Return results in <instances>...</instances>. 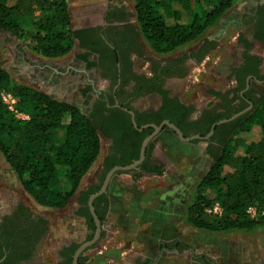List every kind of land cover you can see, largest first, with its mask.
I'll use <instances>...</instances> for the list:
<instances>
[{
	"label": "trees",
	"instance_id": "obj_1",
	"mask_svg": "<svg viewBox=\"0 0 264 264\" xmlns=\"http://www.w3.org/2000/svg\"><path fill=\"white\" fill-rule=\"evenodd\" d=\"M212 1L214 0H134L139 35L153 51L172 52L184 43L199 38L207 27L214 26L234 0H215V4L210 5ZM175 4L186 9L196 8L191 19H183L181 11L174 9ZM209 5L212 7L211 10L204 8ZM168 17L172 18L173 23H167ZM257 20L258 28L256 27L253 37L257 41H263L264 2L259 6ZM28 23L31 24V28L27 26ZM0 31L12 33L22 40L30 51L49 59L67 55L79 38V32L71 25L68 0H14L12 4H8L7 0H0ZM237 43L242 63L240 70H236L237 72L233 70L231 74L236 73V76L234 75L236 85L230 89L234 96L228 98L229 91L211 90V93L221 98L223 103L218 111L213 107L198 114L203 122L202 126L193 123L191 130H186L178 125L179 120L186 118L190 108L181 102L173 103L167 96L168 90L156 83V79L172 73L182 74L180 64L187 58L202 60L218 44L216 40L208 38L203 39L196 50L177 56L171 64L153 70L155 74L151 81L154 80V85H157L155 87L164 97L159 117L136 120V128L131 120H128L127 126L119 125L121 129L128 128L130 132L139 136L135 152L129 155L124 153V157L106 162L105 173L114 166L128 165L137 160L143 139L153 129L146 126L139 132L137 128L145 124H160L161 120L168 119L181 128L184 137L194 134L204 136L213 123L238 113L248 106L247 100L250 101L252 106L247 111L230 121L217 124L210 137V140H213L216 136L222 135L218 150L211 154L212 162L209 169L197 181L196 198L189 205L186 216L188 224L201 230H248L264 223V215L251 219L246 214V208L250 205L264 209V94L251 85L244 89L246 76L254 75L257 79L264 77L259 75L257 68L259 57L250 53L253 44L243 35H239ZM141 88L142 86L138 85L136 91ZM3 90L12 92L18 98V108L27 113L29 119L16 118L0 98V153L27 193L33 195L41 204L65 207L79 189L83 176L98 158L103 137L113 135L103 122L108 121L101 113L97 119L95 113L84 114L78 107L54 99L36 87L16 82L10 72L0 64V93ZM236 98L241 101L237 106L232 105ZM115 125L118 126V122ZM255 126L260 130V137L257 140L245 142L239 137L242 133L250 132ZM162 130H168L176 136L167 126ZM59 131L63 133L62 137L58 136ZM116 141L117 146L123 148V141L120 139ZM196 141L197 138L192 140ZM239 146H243V151L236 153ZM153 147V143L146 146L142 162V165H145L144 173H135V178L143 175L159 176L170 165V161L163 153L153 155ZM120 172L125 171L116 173ZM65 184L68 185V189L63 190ZM202 188L211 190L212 197L200 194ZM48 191L56 192L55 201L48 203L39 194ZM215 202L222 209L221 221L218 223L203 217L204 210ZM106 212L107 208L101 214L96 212L100 222H104ZM88 216L92 223L91 214ZM177 243L179 247H190L185 242ZM6 250L11 253L10 248ZM4 252L0 249V258ZM203 257H200V262L210 264ZM71 260L69 256L65 264H71ZM89 261V255L78 258V264H90ZM20 262L21 259L18 258L0 264H21Z\"/></svg>",
	"mask_w": 264,
	"mask_h": 264
},
{
	"label": "rangeland",
	"instance_id": "obj_2",
	"mask_svg": "<svg viewBox=\"0 0 264 264\" xmlns=\"http://www.w3.org/2000/svg\"><path fill=\"white\" fill-rule=\"evenodd\" d=\"M257 1L258 0H234L231 7L220 16L214 26L207 27L199 38L186 42L169 53H157L153 51L148 43L141 37L145 48V55L159 59L180 56L195 50L205 38L217 41V47L207 53L202 60L197 61L192 58H187L185 60L188 65V74L185 79L179 80L178 86V88H183V90H185L182 98L183 102H193L197 107H201L206 103V95L202 92L205 88L203 85H207L208 81H210L217 86V81L211 75V70L218 58L221 55L237 50L238 35L250 37L251 25L254 19V5ZM13 2L14 0H7L8 4H12ZM122 2L130 8L134 16L133 18L135 19L133 7L134 0H122ZM215 2V0L212 1L210 5L215 4ZM69 3L70 12L73 18H75L74 20H84L83 17H81L83 14L79 8L80 3L77 0H69ZM210 5L207 7L204 6V8L211 10L212 7ZM173 7L181 11L182 18L185 20H190L196 10V8L186 9L178 4L173 5ZM88 10L94 11L91 7L88 8ZM97 16L98 15H94L92 20ZM229 17L230 20L228 21ZM87 21L90 22L91 19ZM167 23H173L171 17L167 18ZM27 26L31 28L30 23H28ZM253 47L260 53L264 51V45L257 44ZM81 52V49L78 48L75 42L73 49L67 55L62 56L68 59L65 60L62 57L58 59L43 58L30 51L26 44L12 33L0 31L1 66L10 72L12 79L16 82L36 87L57 100L74 102L77 92L80 94L81 92H90L87 87L82 86V83L88 81V78L93 81L95 85L98 84L99 86H103L105 83L104 81L97 82L94 79L92 70L87 71L83 69V67H79L78 62H80L79 58L82 56ZM72 58L75 59L78 65L71 64L68 66L69 68H66V65H63L62 62H73ZM134 60L137 68L146 70V61L142 58H135ZM65 78L67 81H73L74 86H70L73 88L76 87V89L73 90L72 98L69 96L70 91L68 94H65L63 89ZM254 86L264 94V85L254 83ZM64 121L66 122L67 119ZM164 132L169 138H174L175 144H173V146L181 145V140L170 131L164 130ZM62 135L63 133L59 131L58 136L62 137ZM239 137L245 142L255 141L260 137V130L255 126L250 132L242 133ZM200 143L202 144V141ZM242 151L243 146L237 147L236 153H241ZM105 152L106 146L102 140L99 156L90 170L82 178L78 190L87 185L93 179L94 175L97 174ZM211 162L212 160L206 158L202 159L200 157L195 158V160L191 162L186 160L180 166H176L172 171V174L175 175L174 177L171 178L169 176L161 180L156 176L135 178V174L127 172L114 174L108 186V193L111 198L110 207L103 222L106 235L104 239L89 252L91 255L90 264H140L143 259H141L142 256L139 252L144 253V250L150 252L149 254L152 257L147 259H150L152 264H193L194 262L191 260L190 253L192 250H197V246L182 248L181 250L182 252L184 251V255L190 252L183 257L177 258L173 256L170 258V255H168V258H165L163 256L164 252H162L160 244L157 242V237L162 234H171L169 233L168 226L173 227V221L179 218L181 219L179 225L182 226L184 233H192V231L204 233L207 231L188 224L186 216L189 205L192 204L196 198L195 186L197 181ZM177 163L179 164V162ZM195 168L198 169L197 173L194 172ZM62 189H68V185L65 184ZM142 191H145L147 196L143 195L140 197L139 195ZM39 194L41 197H44L48 203L56 200V192L54 191L40 192ZM200 194L211 198L213 193L208 188H202ZM146 198L150 201V205L147 209L145 208L146 205L141 203V199L144 200ZM71 199L63 208L41 204L38 199L22 188L16 175L0 153V210L8 208L12 203L22 200L30 205L32 209L38 212H48L50 216H52L53 230L50 231L49 239L43 243L39 250V260L42 261L44 259L46 262L52 261L53 250L57 242L61 241V238L70 235L75 236L74 234L82 232L80 224L69 221L68 217L65 216V213L69 212V206L72 202ZM203 217L206 220L217 223L221 221L219 215L216 213H209L206 209L204 210ZM158 219H163L164 221L169 219L171 223L160 225ZM64 224H67V227L64 226ZM205 233L212 234L214 242L219 247L214 248L213 241L210 247L202 246L203 249H206V251L212 255L211 258L207 256L203 257V259L208 260L210 264H214L212 262V260H215V258H213L214 253H218L219 251H222L228 264H264V223L257 224L248 230L226 229ZM198 259V261H200V257Z\"/></svg>",
	"mask_w": 264,
	"mask_h": 264
},
{
	"label": "flooded vegetation",
	"instance_id": "obj_3",
	"mask_svg": "<svg viewBox=\"0 0 264 264\" xmlns=\"http://www.w3.org/2000/svg\"><path fill=\"white\" fill-rule=\"evenodd\" d=\"M263 2L264 0H258L254 5V19L251 25V35L249 38L246 37L249 42L253 44L250 53L259 57L257 68L259 70V75L262 77H264V51L260 53L253 46L257 44L264 45V40L257 41L253 36L256 27L258 28L257 18L259 6L262 5ZM104 3L106 4L101 16L102 24L77 28L76 30L79 32V38L76 43L78 48L82 51L81 54L85 55V57L81 56V58H79L81 67L87 71L92 70L94 79L97 82L104 81L105 83L103 86H99L98 84L95 85L93 81L88 78V81L81 83L82 86L87 87L90 92H81V94L77 92L76 97L78 103L66 101L72 103L71 105L78 107L84 114L95 113L97 119L100 118L99 114L101 113L111 124L103 121L108 125H105V127L109 129L111 134H113L112 136H104L102 139L106 146V152L97 174L94 175L93 179L87 185L74 194L69 206V212L65 213V216L68 217L69 221L80 224L82 232L74 234L75 236L70 235L61 238V241L57 242L56 247L53 250L52 261L46 262L44 259L41 261L39 260V250L43 243L49 239L50 231L53 230L52 216H50L48 212H38L32 209L30 205L22 200L14 202L8 208L0 210V249L3 250V252L5 251L0 258V263L12 262L18 258L21 259V264H65L69 256H71L73 260V255L76 249L81 244L94 237L96 226L93 217L92 223L89 221L88 214L91 213L88 207V199L91 194L95 193L94 191L100 189L103 183L105 175L108 172L105 173L107 160L113 161L124 157V153L129 155L132 152H135L134 148L138 142L139 136L132 131L130 132L128 128L121 129L119 125L124 124L127 126L128 120H131L134 126L136 120L159 117L158 113L164 102V97L155 87L157 85H154V80L152 79L151 81V78L155 74V71L153 72V70H156L160 66L162 67L171 64L177 56L159 59L145 55L144 44L139 35L130 8L126 6L122 0H106ZM239 48L242 49V47ZM135 58H142L147 62L146 70H140L136 67ZM192 59L196 60V58ZM185 60L180 64L182 74H167L163 77L157 78L156 83L161 84L162 87L167 90L166 86L170 79H185L188 74V65ZM90 63H94V65H91ZM241 63L242 59L237 50L221 55L218 58L211 70V75L217 81V86L210 81H208L207 85H203L205 88L202 92L206 95L207 101L201 107H197L193 102H183V88L180 89L178 88L179 85L172 84L168 89V98L173 101V103L181 102L190 108V111L187 112L186 118L179 120L178 125L186 130H191L193 123L202 126L203 122L198 117V114L201 111L204 109H212L213 107L218 111L221 108L223 100L212 94L211 90H220L222 92L229 91L227 96L228 98H232L234 93L230 89L236 85V73H233V75L231 74L233 70H240ZM229 75H231V77H229ZM245 80L246 87L244 89H247L251 85L260 92L254 86V83L264 85V78L257 79L254 75L246 76ZM138 85L142 86V88L139 91H136ZM240 103L241 101L237 98L232 101V105L234 104L237 106ZM247 103L248 106L244 109L252 106L250 101L247 100ZM125 105L128 106L126 107ZM127 114H129L130 117ZM164 120H161L160 123ZM116 122H118V126L115 125ZM173 124L179 128L177 124ZM142 129L137 130L140 132ZM179 129L182 132L181 128ZM210 137L204 141V151L205 155L212 160L211 154L218 150L220 145L219 139L222 135H220V137L216 136L213 140H210ZM119 139L123 141V148L117 146L116 140ZM192 140L187 142L200 143L202 141L198 139V141L192 142ZM151 143H153V140L150 141L148 145ZM153 145V155H157V153H160L161 151L156 148L154 143ZM142 162L136 168L131 169L128 172L133 174L143 172L145 165L143 166ZM110 201L111 198L108 189L106 192L96 196L92 200L95 213L97 212L101 214L105 208H107L108 212ZM66 225L64 224V226ZM105 235L106 230L103 228V222H101V231L98 239L79 254L77 257V263L80 256L81 258H84L89 255L91 258L89 252L104 239ZM173 244L174 249L183 248L175 243H172V245ZM170 245L167 243L164 248H169L171 247ZM5 247L7 249L10 248L11 253L7 251ZM160 249H162V247ZM141 259H143V261L141 260L142 262H140V264H152L150 259Z\"/></svg>",
	"mask_w": 264,
	"mask_h": 264
},
{
	"label": "crops",
	"instance_id": "obj_4",
	"mask_svg": "<svg viewBox=\"0 0 264 264\" xmlns=\"http://www.w3.org/2000/svg\"><path fill=\"white\" fill-rule=\"evenodd\" d=\"M80 5L79 8L83 14V16L81 15V17H83L84 20L82 21H78V20H74L75 18H73L71 12H70V3L68 0V11H69V15H70V20L72 23V27L74 29H77L79 27H83V26H88V25H95V24H102V20H101V16L102 13L104 12L105 9V4L104 2H106V0H77ZM101 2V3H99ZM90 3V4H87ZM93 8L94 11H90L88 10V8ZM93 12V13H92ZM94 15H98L96 18H94V20H92L94 17ZM88 19H91V21H87ZM230 20V17L228 19V21ZM61 58V57H59ZM63 58V57H62ZM58 59V58H56ZM63 59H68V58H63ZM73 62H62L63 65H66V68H69L68 66H70L71 64L74 65H78L77 62L75 61L74 58ZM63 60V61H65ZM79 63V67L81 66L80 62ZM172 84L175 85H179V79L178 78H173L170 79L169 82L167 83V90L170 88V86ZM74 86L73 81L68 80L65 78L64 82H63V89L65 91V94L70 91L69 96L71 97L73 94V90L76 89V87H72ZM70 86V87H69ZM185 91V90H184ZM62 101V100H60ZM66 102V101H65ZM75 103H78V99L75 95ZM68 103V102H67ZM72 104V103H70ZM166 132V131H165ZM164 130H162L160 132V134L158 136H155V138H153V143L155 144L156 148H158L165 156L166 158L170 161V165L168 166V168L163 172V174L156 176L158 178L161 179H165V177H174L175 175L172 174V171L175 169L176 166H180L183 162L187 161H193L195 160V158H202V159H208L210 160L206 155H205V151H204V146L205 143L202 142L201 143H189V142H181L179 146H173V144H175V140L174 138H169L166 134H165ZM105 155V153H104ZM179 162V164L177 163ZM211 163L208 164V166L206 167V169L204 170V172L201 174V177L207 172V170L209 169ZM198 169L195 168L194 172L197 173ZM116 174V173H115ZM84 177V176H83ZM200 177V178H201ZM175 179V178H174ZM173 179V180H174ZM131 181V180H129ZM120 185H125V184H120ZM128 185V184H127ZM126 187V186H125ZM130 187V186H128ZM109 190V189H108ZM142 190V189H141ZM147 196L145 191L140 192V197L141 196ZM149 199H141V203H144L146 205V209L149 207L150 205V201ZM147 203V204H146ZM145 209V210H146ZM178 220V221H177ZM176 221H173L174 226H168L169 228V235H160L159 237H157V242L158 244H160V246L162 247V252H164L163 256L165 258H168V255H170L169 257H173L176 256L178 257H183L185 255H188L190 252L186 253L184 255V251L182 252L181 249H177V248H173L174 244L172 245V243H175L178 245L177 242H185L187 244H189L192 247L197 246L198 249L197 250H192V252L190 253L191 255V260L195 263V264H203L202 262L198 261V258L201 256H207L209 258L212 257L211 254H209L206 249H203L202 246L204 247H210L212 246V241L213 240V236L210 233H205V232H209V231H205L204 233H198V232H193L192 233H184L182 226L179 225L180 223V218L177 219ZM160 225H166V223H171L169 219H167L166 221H164L163 219H158ZM169 243V245L171 247H165V244ZM214 248H219L218 245L214 242L213 245ZM167 249H171V250H167ZM150 252L148 250H144V253L139 252V254L142 256V258H151L152 256H150L149 254ZM213 258H215V260H212V262L214 264H228L226 257L223 256L222 251H219L218 253H214ZM193 263V264H194Z\"/></svg>",
	"mask_w": 264,
	"mask_h": 264
},
{
	"label": "water",
	"instance_id": "obj_5",
	"mask_svg": "<svg viewBox=\"0 0 264 264\" xmlns=\"http://www.w3.org/2000/svg\"><path fill=\"white\" fill-rule=\"evenodd\" d=\"M248 83V82H247ZM248 86V84H247ZM46 93V92H45ZM48 94V93H47ZM49 95V94H48ZM53 98V97H52ZM249 108V107H248ZM248 108L242 110V111H239L238 113H235L234 115H232L231 117L229 118H226V119H221L215 123H213L210 127V130L208 131V133L204 136H200L198 134H195V135H191V136H188V137H184L182 132L180 131V129L174 125L173 123L169 122L168 120H164L162 121L160 124H147V125H143L137 129L141 130L143 127H146V126H151L153 128L152 132L147 135L142 143H141V146H140V153H139V158L137 160H134L132 163L128 164V165H124V166H114L112 167L105 175V178L103 180V183L100 187V189L91 194L89 199H88V207L90 209V213L93 217V220L95 222V226H96V231H95V234H94V237L81 244L75 251L74 255H73V260H72V264H78L77 263V257L79 256L80 253H82L88 246H90L91 244H93L99 237V234H100V231H101V222L100 220L98 219L95 211H94V208H93V205H92V200L98 196L99 194L101 193H104L107 191L108 189V185L113 177V175L118 172V171H129L131 169H134L136 168L143 160H144V156H145V149H146V146L148 145V143L150 141L153 140V138H155V136H157L158 133H160L163 129L164 126H167L168 128H170L171 130H173L177 136V138L181 141H184V142H187V141H190L194 138H198L200 140H202L203 142L205 140H207L214 132V128L217 124H220V123H224V122H227V121H230L234 118H236L237 116H239L240 114H242L244 111H246ZM134 126L136 127V124L134 123Z\"/></svg>",
	"mask_w": 264,
	"mask_h": 264
},
{
	"label": "built area",
	"instance_id": "obj_6",
	"mask_svg": "<svg viewBox=\"0 0 264 264\" xmlns=\"http://www.w3.org/2000/svg\"><path fill=\"white\" fill-rule=\"evenodd\" d=\"M0 98L2 103L16 118L21 120L29 119V115L18 108V98L12 92L6 90L1 91ZM206 211L209 213H216L219 216L222 215V209L217 202L206 208ZM246 214L251 219H257L264 215V209H261L256 205H250L246 208Z\"/></svg>",
	"mask_w": 264,
	"mask_h": 264
}]
</instances>
